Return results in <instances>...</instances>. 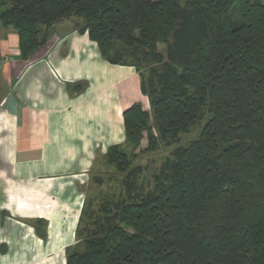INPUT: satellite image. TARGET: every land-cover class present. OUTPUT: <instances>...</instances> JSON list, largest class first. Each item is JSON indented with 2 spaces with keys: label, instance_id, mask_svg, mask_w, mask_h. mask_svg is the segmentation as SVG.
I'll return each instance as SVG.
<instances>
[{
  "label": "trees",
  "instance_id": "obj_1",
  "mask_svg": "<svg viewBox=\"0 0 264 264\" xmlns=\"http://www.w3.org/2000/svg\"><path fill=\"white\" fill-rule=\"evenodd\" d=\"M70 18L104 60L136 68L151 111L123 113L126 142L105 162L125 174L128 200L67 264H264V0H0L24 60ZM145 62L161 68L146 76ZM144 133L151 151L176 147L155 190L132 196L142 167L124 149Z\"/></svg>",
  "mask_w": 264,
  "mask_h": 264
},
{
  "label": "crops",
  "instance_id": "obj_2",
  "mask_svg": "<svg viewBox=\"0 0 264 264\" xmlns=\"http://www.w3.org/2000/svg\"><path fill=\"white\" fill-rule=\"evenodd\" d=\"M70 18L28 60L0 24V264H67L91 171L145 104L133 66L104 60Z\"/></svg>",
  "mask_w": 264,
  "mask_h": 264
},
{
  "label": "rangeland",
  "instance_id": "obj_3",
  "mask_svg": "<svg viewBox=\"0 0 264 264\" xmlns=\"http://www.w3.org/2000/svg\"><path fill=\"white\" fill-rule=\"evenodd\" d=\"M158 52L166 56V47L158 46ZM127 54V53H125ZM124 61L130 58L124 56ZM160 69L161 66L154 62L150 64L145 62L141 65V72L148 76L151 68ZM143 108L151 111L148 97H146ZM205 121L198 123L193 127L189 134L181 135V145H187L192 140L199 137ZM150 126L154 128L151 121ZM155 130V129H154ZM174 146H166L164 142H159V147L149 150L148 137L144 133L143 139L138 147L128 145L124 151L128 155L131 167H142V174L134 178L135 190L132 196L140 193L154 191L158 182V175L166 160H173L172 153ZM125 174H121L115 165H109L107 162H98L91 171L90 179L85 186V210L80 225V234L77 244L73 248V253H83L86 249V242L90 236L95 233L105 234L108 229V217L113 216L116 205L122 201L128 200V192L124 184ZM111 211V212H110ZM128 234H133L132 229L122 225Z\"/></svg>",
  "mask_w": 264,
  "mask_h": 264
},
{
  "label": "built area",
  "instance_id": "obj_4",
  "mask_svg": "<svg viewBox=\"0 0 264 264\" xmlns=\"http://www.w3.org/2000/svg\"><path fill=\"white\" fill-rule=\"evenodd\" d=\"M7 59H2L1 55H0V63L5 62Z\"/></svg>",
  "mask_w": 264,
  "mask_h": 264
}]
</instances>
